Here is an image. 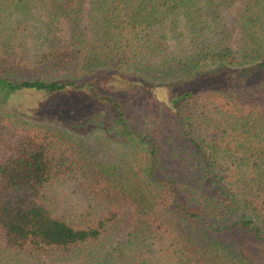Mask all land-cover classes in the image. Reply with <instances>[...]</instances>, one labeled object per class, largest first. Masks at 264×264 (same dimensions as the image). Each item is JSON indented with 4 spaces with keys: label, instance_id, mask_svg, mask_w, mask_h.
<instances>
[{
    "label": "trees",
    "instance_id": "obj_1",
    "mask_svg": "<svg viewBox=\"0 0 264 264\" xmlns=\"http://www.w3.org/2000/svg\"><path fill=\"white\" fill-rule=\"evenodd\" d=\"M29 26L44 50L26 47ZM178 27L188 50L166 59ZM222 68L264 71V0H0V82L82 90L103 108L71 122L78 134L0 110V264H259L247 246L264 248V80L180 91L163 132L91 82Z\"/></svg>",
    "mask_w": 264,
    "mask_h": 264
},
{
    "label": "rangeland",
    "instance_id": "obj_2",
    "mask_svg": "<svg viewBox=\"0 0 264 264\" xmlns=\"http://www.w3.org/2000/svg\"><path fill=\"white\" fill-rule=\"evenodd\" d=\"M235 6V5H234ZM236 7V6H235ZM235 7L223 8L222 20L224 21L225 30L230 33L229 42H234L238 37L237 17ZM83 25L88 29L87 22L84 20ZM69 30V25L64 19L56 22V29L53 30L55 35L63 36ZM181 34L176 38H167L165 41L166 50L164 57L167 59L168 55L186 53L188 47L186 45L188 35L183 30V27H178ZM89 36V33H88ZM23 41L26 47L34 51H42L46 48L45 40L36 34V31L29 26L24 34ZM168 54V55H167ZM206 68V67H205ZM250 70V69H248ZM246 72V71H245ZM241 72H226L225 68L214 71L205 70L196 76L188 83L181 84L171 80L165 81L156 87H152L151 80L140 78V84H133L123 82L105 72H98L94 74L92 79L93 91L103 94H118L116 99L126 103L127 109L131 110V114L136 118H144L150 120L152 117L156 118L157 130L165 131L169 127L170 120L173 121L172 113L168 107V101L171 96L178 94L180 91L197 88V87H211V86H226V85H245L252 81L264 80V71L252 72L250 75H245ZM142 78V79H141ZM5 110L18 116L38 122H45L48 125H57L58 127H67L69 134H78L77 128L70 126L71 122L84 121L86 116H91L92 112L102 111L103 108L100 102L92 100L84 91L64 90L57 93H44L32 87H15L7 86L4 82H0V110ZM129 110V111H130ZM62 128V127H60ZM80 130L81 132L84 131ZM82 136L78 139L81 145L88 149L92 133L82 132ZM96 146V145H93ZM74 183V182H73ZM67 185L68 190L65 193H71L72 185ZM59 195L58 193H55ZM72 199L77 197L69 194ZM73 200V201H74ZM122 237L123 233L118 234ZM248 254L256 260L259 264H264V248L257 245L247 246ZM246 250V251H247ZM34 264H51L46 258H40L34 261Z\"/></svg>",
    "mask_w": 264,
    "mask_h": 264
}]
</instances>
